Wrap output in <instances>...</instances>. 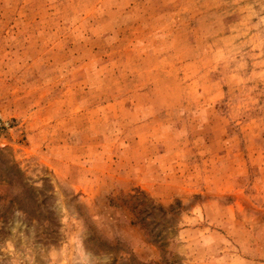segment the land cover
<instances>
[{"label":"rangeland","instance_id":"1","mask_svg":"<svg viewBox=\"0 0 264 264\" xmlns=\"http://www.w3.org/2000/svg\"><path fill=\"white\" fill-rule=\"evenodd\" d=\"M0 264H264V0H0Z\"/></svg>","mask_w":264,"mask_h":264},{"label":"trees","instance_id":"2","mask_svg":"<svg viewBox=\"0 0 264 264\" xmlns=\"http://www.w3.org/2000/svg\"><path fill=\"white\" fill-rule=\"evenodd\" d=\"M145 225V224H144Z\"/></svg>","mask_w":264,"mask_h":264}]
</instances>
